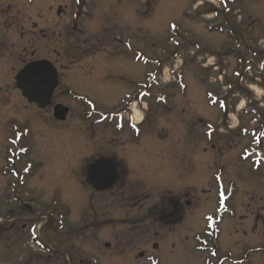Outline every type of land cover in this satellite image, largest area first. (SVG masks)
<instances>
[{
    "label": "rangeland",
    "instance_id": "1",
    "mask_svg": "<svg viewBox=\"0 0 264 264\" xmlns=\"http://www.w3.org/2000/svg\"><path fill=\"white\" fill-rule=\"evenodd\" d=\"M263 49L264 0H0V264H264V217L242 219L246 193L264 204L262 167L241 156L249 146L257 156V143L230 131L255 128L251 112L238 120L231 100L264 103ZM40 59L66 69L53 100L69 109L64 125L15 88L23 63ZM148 74L167 104L137 103L148 110L139 134L126 126L130 111L124 131L118 115L86 119L85 101L97 113L115 111ZM220 98L232 111L222 112ZM25 127L31 134L16 143ZM102 156L121 175L98 195L85 170ZM29 162L17 191L11 175ZM61 212L68 218L58 230Z\"/></svg>",
    "mask_w": 264,
    "mask_h": 264
},
{
    "label": "water",
    "instance_id": "2",
    "mask_svg": "<svg viewBox=\"0 0 264 264\" xmlns=\"http://www.w3.org/2000/svg\"><path fill=\"white\" fill-rule=\"evenodd\" d=\"M15 80L23 97L29 103L37 104L39 108H46L50 105L53 91L58 85L56 70L47 61L27 65L18 73ZM66 115V108L62 106L54 108L56 120L64 121ZM117 180V169L109 163H99L92 166L88 173V183L99 192L111 189Z\"/></svg>",
    "mask_w": 264,
    "mask_h": 264
},
{
    "label": "flooded vegetation",
    "instance_id": "3",
    "mask_svg": "<svg viewBox=\"0 0 264 264\" xmlns=\"http://www.w3.org/2000/svg\"><path fill=\"white\" fill-rule=\"evenodd\" d=\"M61 13H59L58 15H60ZM72 28V27H71ZM70 28V29H71ZM69 29V28H68ZM85 47H87L86 45H85ZM84 47V48H85ZM83 49V48H82ZM83 51H85V52H93V49L92 48H88V49H84ZM97 56V55H96ZM55 66H56V68H57V71L59 72V77H60V80H61V74L63 75L64 74V72H63V70H66V69H64V67L63 66H60V68L59 67H57V64H54ZM148 83H146V85H147ZM152 89H153V84L152 83H150L149 84V88H147L144 92L145 93H148V91H151V92H149V95H150V97H149V100H152ZM56 94L54 93V96H55ZM134 96H136V95H134ZM130 106H131V101L128 103V105H127V107L124 109V108H122V109H120V112H119V115H123V116H125L126 114H127V111H129L130 110ZM113 113L115 114V113H117V110H115V111H112V112H110V113H108V114H111V115H113ZM118 114V113H117ZM124 131V130H123ZM121 133H125V132H121ZM87 134L89 135V131L87 130ZM263 135H264V132H263ZM150 151H152V150H150ZM147 152H149L148 150H147ZM96 153H97V151H96ZM249 153V151H247V154ZM85 154H87V155H84L83 156V160H85V159H89L92 155H93V153L91 152V153H89V152H87V153H85ZM98 154V153H97ZM257 157H255L254 159H258L259 160V162L262 164V165H264V147H262V146H260L259 148H258V151H257ZM102 155V154H101ZM95 156H97V155H95ZM93 158V157H92ZM102 159H112L113 161H114V163L116 164V166H117V168H118V172H119V174L121 175V167H120V165H119V163L115 160V159H113V158H110L109 156H102V157H99V158H97L96 157V159L92 162V164L94 163V162H96V161H98V160H102ZM87 161V160H86ZM83 162V161H82ZM91 165V164H90ZM90 165L88 164L87 166H86V169L87 168H89L90 167ZM87 171H88V169H87ZM86 177H87V172H86ZM246 197L248 198V200H247V204L245 205V208H244V211H245V215L243 216V219L245 220V221H248L249 219H251V218H253V225L254 224H256V223H258V221L259 220H262L263 219V217H264V204L263 205H259V202H261L262 201V199H263V197H258V201H259V199H260V201L258 202V201H256V203H255V201H254V199L256 198V197H254L253 195L251 196L249 193H246ZM258 205V208L257 209H253L252 207H254L255 205ZM53 234H55V235H57V233H55V232H53ZM141 254V253H140ZM142 255H144L143 253H142Z\"/></svg>",
    "mask_w": 264,
    "mask_h": 264
},
{
    "label": "bare ground",
    "instance_id": "4",
    "mask_svg": "<svg viewBox=\"0 0 264 264\" xmlns=\"http://www.w3.org/2000/svg\"><path fill=\"white\" fill-rule=\"evenodd\" d=\"M135 113V121L137 122V123H140L141 121H142V114L141 113H139L137 110H135L134 111Z\"/></svg>",
    "mask_w": 264,
    "mask_h": 264
}]
</instances>
